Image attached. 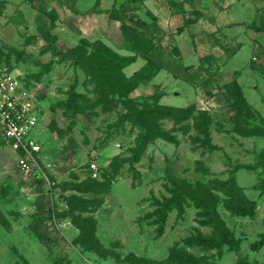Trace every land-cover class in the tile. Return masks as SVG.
Listing matches in <instances>:
<instances>
[{"label": "rangeland", "instance_id": "rangeland-1", "mask_svg": "<svg viewBox=\"0 0 264 264\" xmlns=\"http://www.w3.org/2000/svg\"><path fill=\"white\" fill-rule=\"evenodd\" d=\"M0 2V64L20 68L45 95L40 176L24 180L0 137V264H264V0L231 5L239 10L233 53L240 55L203 59L206 78L164 76L163 88L139 87L132 104L118 96L98 102L74 58L54 55L52 36L66 52L81 41L86 19L69 31L67 18L39 10L48 7ZM150 29L159 34L155 24ZM135 59L123 70L127 78L148 64ZM226 65L236 70L227 81H208ZM73 86L70 108L63 103ZM132 105L193 111L158 122L173 142L149 141L152 128L146 135L135 124ZM200 196L214 201L227 241L204 224ZM240 205L247 215H238Z\"/></svg>", "mask_w": 264, "mask_h": 264}, {"label": "crops", "instance_id": "crops-1", "mask_svg": "<svg viewBox=\"0 0 264 264\" xmlns=\"http://www.w3.org/2000/svg\"><path fill=\"white\" fill-rule=\"evenodd\" d=\"M35 3L48 7L41 8L42 13L54 12L59 15L60 21L67 18L64 28L71 22L86 19L81 39L94 37L119 55L141 58L125 38L123 20L116 17L113 19L110 13L128 6L130 12L126 11L124 16L120 13V16L127 22L131 13H134L148 24L149 28L145 27V31L154 44L148 57L160 66L158 75L151 82L142 83L140 89L154 90L157 86H162L164 76L179 78L181 81L187 77L206 78L200 63L203 59L219 60L240 55L233 53L238 38L233 32L239 29L235 15L239 10L231 5L236 0H35ZM195 12L201 13V17L187 24L186 21ZM152 24L156 25L159 34L150 31ZM70 28L71 25L69 31ZM221 31L228 33L221 35ZM138 62L137 60L132 65ZM233 70L226 65L219 73L207 77L208 81H227L232 75L231 71L236 72Z\"/></svg>", "mask_w": 264, "mask_h": 264}, {"label": "trees", "instance_id": "trees-1", "mask_svg": "<svg viewBox=\"0 0 264 264\" xmlns=\"http://www.w3.org/2000/svg\"><path fill=\"white\" fill-rule=\"evenodd\" d=\"M30 1H32L33 4H36L35 0H30ZM2 9H3V3L0 2V16H2ZM126 11H128L127 8L122 7L120 10H113L110 13L113 19L116 17L118 19L123 20L122 30L124 32L126 40L128 41V43L132 45L133 49L137 52L138 55L147 58L148 61L147 66L142 68L139 72L135 73L131 78L125 77L123 70L126 67H128L130 64L135 62L136 56L125 57L119 55L118 53L107 47L101 41H96L95 43L92 44L88 42V40L86 39H81V41L75 47L69 49L66 52H62L61 50H58L54 46L53 42H55V37L52 36L51 38L50 47L51 49L54 50V55L72 56V58H74L75 60L74 62L75 68L80 69L82 72H84L90 77V81L93 84V88H94V96H96V98H99V100L97 99L98 102H101L103 100H107L109 102L110 97L118 96L120 99L123 98L124 103L132 104L131 102L132 100H130L129 98L130 94L133 91L137 90L142 83L151 82L160 72V66L157 64V62H155L154 60L148 57V55L154 48V44L152 40L142 38V34H140L136 29V27L134 26V21L132 20L133 19L132 17L129 19L133 27L127 25L128 21L125 22L123 17L120 16V13H126ZM43 13L45 15L50 14L46 12ZM200 17H201V13L195 12L194 16L188 19L186 22L187 24H189L193 22L195 19H199ZM55 21L56 20L52 21L53 22L51 25L52 29L56 28ZM140 24L144 27L149 28L148 24L143 21L142 22L140 21ZM75 96H76L75 86H73L69 91L68 101L63 104L70 106V108H74V103L76 100ZM242 102H244V100H242ZM135 106L137 105H132V110H134V113L137 115L136 119L138 120L135 122V124L142 127L146 132V135L148 132H150L152 128V133L150 135V138L148 139L149 141L154 140L155 138H157L158 135H163L167 137L168 141L173 142L176 138L168 133L163 132L158 122L160 120H164L170 117L175 118V116H178V113H180L181 116L188 118L190 112L193 111V109H184V108L179 109L168 106H162L161 109L159 108L158 110L153 109L154 111H151L150 108H143L142 110H136ZM245 109L247 108L245 107ZM178 121L179 120H177V122ZM199 199L200 200L198 201L200 203L199 202L197 203L199 205L198 208L201 210L200 213H202L204 217V224L206 226L213 225L215 229L220 232L222 222L220 221L219 216L216 213V205H214V201L212 200V198L210 197L208 198L205 196H200ZM172 204H170V206ZM179 206L180 205H178L177 207ZM180 207L182 212H185L183 205H181ZM242 207L243 205H240L241 212H239L238 215L241 216L247 215L248 212H244V210H242L243 209ZM166 214L167 213H165V215ZM164 220H166V218H164ZM164 220H162V222L165 223ZM162 225L165 226V224ZM223 228L224 226L222 227V230ZM227 237L228 236L226 235V232H224L223 230V233L220 232V234L214 238L217 239L219 238V240L227 241L228 240ZM180 264H192V263L189 260L188 261L186 260V261H181Z\"/></svg>", "mask_w": 264, "mask_h": 264}, {"label": "built area", "instance_id": "built-area-1", "mask_svg": "<svg viewBox=\"0 0 264 264\" xmlns=\"http://www.w3.org/2000/svg\"><path fill=\"white\" fill-rule=\"evenodd\" d=\"M43 93V87L30 84L20 68L0 64V137L16 156L24 180L42 172ZM91 170L95 177L99 167L92 164Z\"/></svg>", "mask_w": 264, "mask_h": 264}]
</instances>
